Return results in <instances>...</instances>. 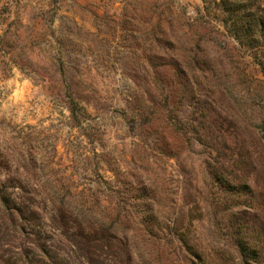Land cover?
<instances>
[{
    "label": "rangeland",
    "instance_id": "1",
    "mask_svg": "<svg viewBox=\"0 0 264 264\" xmlns=\"http://www.w3.org/2000/svg\"><path fill=\"white\" fill-rule=\"evenodd\" d=\"M226 3L0 0V264H264V0Z\"/></svg>",
    "mask_w": 264,
    "mask_h": 264
},
{
    "label": "trees",
    "instance_id": "2",
    "mask_svg": "<svg viewBox=\"0 0 264 264\" xmlns=\"http://www.w3.org/2000/svg\"><path fill=\"white\" fill-rule=\"evenodd\" d=\"M224 2V6L225 8H228L230 10V20H233V16H236V18L238 19V10L236 8L235 4H227L226 0H223ZM249 2V1H248ZM230 5V6H229ZM252 4L251 3H246L243 4V7H241V9L244 11V14L248 16V30L246 35H251V34H256V30L258 24H261V32L264 33V16H257V18H254V16H256L253 11H252ZM262 12H264V8H262L261 10ZM234 14V15H233ZM237 21V20H236ZM236 24V22L234 23V25ZM253 28H251V27ZM255 28V29H254ZM245 36V35H244ZM247 43H249V40L244 39ZM250 46H253V44H250ZM2 164H0V166H2ZM30 204H32L31 200L28 201ZM23 208H20L19 204L16 202L14 194L11 193L8 189V187L6 186L5 182H1L0 181V214L2 215V218L4 219H9L11 222H13L14 224H16V215H19L20 217L23 215ZM31 213V212H30ZM34 217V216H33ZM35 218V217H34ZM36 219V218H35ZM72 219V218H71ZM26 220L28 222L33 221L32 217H28L26 218Z\"/></svg>",
    "mask_w": 264,
    "mask_h": 264
}]
</instances>
